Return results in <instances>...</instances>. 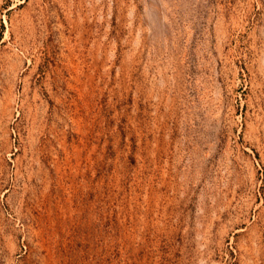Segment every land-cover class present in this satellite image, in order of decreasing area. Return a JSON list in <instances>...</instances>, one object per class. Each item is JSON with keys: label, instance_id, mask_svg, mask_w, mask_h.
Returning <instances> with one entry per match:
<instances>
[{"label": "rangeland", "instance_id": "1", "mask_svg": "<svg viewBox=\"0 0 264 264\" xmlns=\"http://www.w3.org/2000/svg\"><path fill=\"white\" fill-rule=\"evenodd\" d=\"M0 264H264V0H0Z\"/></svg>", "mask_w": 264, "mask_h": 264}]
</instances>
